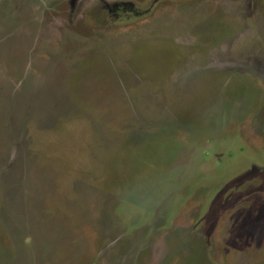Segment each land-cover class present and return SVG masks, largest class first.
Wrapping results in <instances>:
<instances>
[{
	"label": "rangeland",
	"instance_id": "obj_1",
	"mask_svg": "<svg viewBox=\"0 0 264 264\" xmlns=\"http://www.w3.org/2000/svg\"><path fill=\"white\" fill-rule=\"evenodd\" d=\"M0 264H264V0H0Z\"/></svg>",
	"mask_w": 264,
	"mask_h": 264
}]
</instances>
